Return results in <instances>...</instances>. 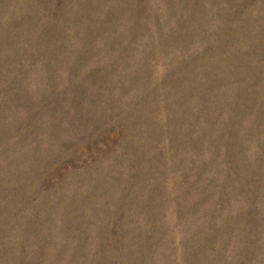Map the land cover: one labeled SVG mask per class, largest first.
<instances>
[{
  "label": "rangeland",
  "instance_id": "1",
  "mask_svg": "<svg viewBox=\"0 0 264 264\" xmlns=\"http://www.w3.org/2000/svg\"><path fill=\"white\" fill-rule=\"evenodd\" d=\"M0 264H264V0H0Z\"/></svg>",
  "mask_w": 264,
  "mask_h": 264
}]
</instances>
